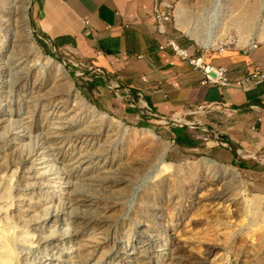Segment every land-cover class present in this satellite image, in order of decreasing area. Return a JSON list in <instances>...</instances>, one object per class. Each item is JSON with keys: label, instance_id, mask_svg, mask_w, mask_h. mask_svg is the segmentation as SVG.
Listing matches in <instances>:
<instances>
[{"label": "rangeland", "instance_id": "rangeland-1", "mask_svg": "<svg viewBox=\"0 0 264 264\" xmlns=\"http://www.w3.org/2000/svg\"><path fill=\"white\" fill-rule=\"evenodd\" d=\"M31 8L0 0V262L10 213L33 233L17 264H264V154L241 170L178 148L169 126L208 143L211 108L161 119L89 97V71L36 37ZM166 15L179 48L264 41V0H169Z\"/></svg>", "mask_w": 264, "mask_h": 264}, {"label": "crops", "instance_id": "crops-1", "mask_svg": "<svg viewBox=\"0 0 264 264\" xmlns=\"http://www.w3.org/2000/svg\"><path fill=\"white\" fill-rule=\"evenodd\" d=\"M168 1L32 0L31 23L37 38L83 64L91 77L84 78L85 82L92 83L83 90L89 97L96 95L110 110L120 114L134 111L122 104L127 100L123 89L129 91L132 101H137L138 95L140 103H146L161 119L215 104L208 124L212 137L208 143L195 135L196 128L183 124L177 127L185 126L197 144H174L192 151L203 150L206 145L210 147L207 156L225 164L236 159L250 161L255 166L241 170H253L255 159L264 154V118L257 120L258 112L248 105H264V84L246 91L233 84L223 89L202 84V73L176 57L169 47L168 41L177 37L168 19L160 21L156 16V4L166 12ZM187 49L195 55L205 51ZM206 50L205 62L226 67L231 80L254 68L264 70V41L254 49ZM97 51L102 53L97 55ZM116 84L122 90H116Z\"/></svg>", "mask_w": 264, "mask_h": 264}, {"label": "built area", "instance_id": "built-area-1", "mask_svg": "<svg viewBox=\"0 0 264 264\" xmlns=\"http://www.w3.org/2000/svg\"><path fill=\"white\" fill-rule=\"evenodd\" d=\"M159 5H160L159 3L156 4V8L154 10L158 20L160 21L161 19L167 20L168 18H167L166 12L161 11ZM168 45L173 50L176 57H178L179 59L183 61H186L192 68L197 69L202 73V76H203L202 81H201L202 84H216L219 88H222V89L233 84L235 86L240 87L244 91L249 90L250 88L258 84H264V70H261L259 68H254L250 71L242 73L238 78L231 80L228 69L226 67L213 66L205 62V53L207 51L206 49L203 53L195 55L191 53L187 48H179L172 39L168 41ZM256 46H257L256 43L250 44V47L252 49L256 48ZM101 53H102L101 51L96 52L97 55H100ZM69 61L71 64H73L76 67H82L83 65L81 62H77L73 60L71 57ZM142 79L144 80V78ZM114 87L116 90H122V88L117 84ZM123 93L125 94L127 98L131 97L127 89H123ZM137 101L141 102V99L138 95H137ZM141 104L148 111H150L151 115L156 116L150 110V108L146 105V103H141ZM214 105L215 104H211L208 107L213 108ZM223 106H226V104L224 103ZM199 108H205V107H199ZM248 108L258 112L257 120H261L262 118H264V105L263 104H260V105L249 104Z\"/></svg>", "mask_w": 264, "mask_h": 264}, {"label": "clouds", "instance_id": "clouds-1", "mask_svg": "<svg viewBox=\"0 0 264 264\" xmlns=\"http://www.w3.org/2000/svg\"><path fill=\"white\" fill-rule=\"evenodd\" d=\"M3 236L11 241L9 247L11 249L12 259L10 261L3 260L2 262H0V264H17V245L20 243L21 240L31 239L33 236V233L30 229V225L16 221L14 217L9 213L5 217Z\"/></svg>", "mask_w": 264, "mask_h": 264}, {"label": "trees", "instance_id": "trees-1", "mask_svg": "<svg viewBox=\"0 0 264 264\" xmlns=\"http://www.w3.org/2000/svg\"><path fill=\"white\" fill-rule=\"evenodd\" d=\"M44 44H43V48H44ZM48 54H51L48 50H45ZM52 55V54H51ZM70 76H73V73L70 72ZM92 86V83H87L85 82V79L82 80V89L87 88L89 89V87ZM145 125V124H144ZM168 134L170 139L176 143V144H180L183 146H194L197 144L196 141H194L191 136L185 132V126H181V127H173V126H169L168 128ZM235 158V156H234ZM232 165L236 166L239 169H251L255 166V163L253 162H242V160L240 159H236L234 161V163H232Z\"/></svg>", "mask_w": 264, "mask_h": 264}, {"label": "bare ground", "instance_id": "bare-ground-1", "mask_svg": "<svg viewBox=\"0 0 264 264\" xmlns=\"http://www.w3.org/2000/svg\"><path fill=\"white\" fill-rule=\"evenodd\" d=\"M30 6V0H25V11H24V13H26V11H27V9H28V7ZM24 29H25V31L28 33V31H27V29H29V25H28V22H27V17H26V14H25V16H24ZM29 34V33H28ZM61 64V63H60ZM59 64V65H60ZM60 67H61V69H62V71H63V74L64 75H66V73H67V71L64 69V66L61 64L60 65ZM67 76V75H66ZM200 106V105H199ZM232 107V106H231ZM200 110H202V109H200ZM237 114V113H236ZM175 120V119H174ZM209 127V126H208ZM151 130V129H150ZM151 132L152 133H154L152 130H151ZM211 132V131H210ZM155 134V133H154ZM219 136V135H218ZM217 136V137H218ZM223 142V141H222ZM225 142V141H224ZM228 143V142H227ZM209 162L210 163H212V160H209ZM214 163V162H213ZM64 219H65V221H66V219H68V218H65L64 217ZM10 260L12 259V254H10V256H7Z\"/></svg>", "mask_w": 264, "mask_h": 264}, {"label": "water", "instance_id": "water-1", "mask_svg": "<svg viewBox=\"0 0 264 264\" xmlns=\"http://www.w3.org/2000/svg\"><path fill=\"white\" fill-rule=\"evenodd\" d=\"M69 76V75H68ZM70 78V77H69ZM74 89L76 90V88L74 87ZM95 110H96V108L95 107H93Z\"/></svg>", "mask_w": 264, "mask_h": 264}]
</instances>
